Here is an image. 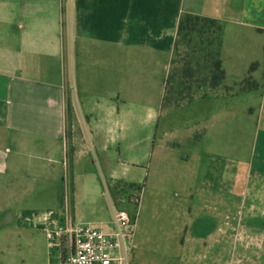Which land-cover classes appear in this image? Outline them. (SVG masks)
Here are the masks:
<instances>
[{"label": "crops", "instance_id": "obj_1", "mask_svg": "<svg viewBox=\"0 0 264 264\" xmlns=\"http://www.w3.org/2000/svg\"><path fill=\"white\" fill-rule=\"evenodd\" d=\"M183 12L219 19L222 51L240 35L258 39L264 52V0H0V212L22 222L31 200L43 202L42 214L59 209L70 166L74 219L77 200L95 194L97 176L113 200L111 217L121 205L112 185L130 183L119 178L122 120L142 118L143 125L156 122L153 142L140 147L141 132L129 126L127 150L146 153L155 175L174 163L177 180L193 184L188 203L170 211L172 224L135 223L129 264H264V240L233 221L234 167L213 157L208 140L204 120L217 118L218 107L183 116L191 121L175 133L158 128ZM244 72L232 84L250 78L242 92L255 96L256 126L264 134L262 59ZM218 89L185 79L173 102H199ZM260 170L255 176L264 182Z\"/></svg>", "mask_w": 264, "mask_h": 264}, {"label": "rangeland", "instance_id": "obj_2", "mask_svg": "<svg viewBox=\"0 0 264 264\" xmlns=\"http://www.w3.org/2000/svg\"><path fill=\"white\" fill-rule=\"evenodd\" d=\"M234 36L232 35L233 38H230V42L226 41L224 51L221 49L220 58L224 78L219 84V89L198 99L199 102H173L179 95L180 86L176 78L172 76V69L164 91L162 115L158 128H168L175 133L178 128L184 126V123L191 121L184 119L183 116H187L188 113L191 116H198L199 113L204 115L211 109V106H213L212 109L218 107V117L210 118L209 115L208 120H204V123L208 130L210 129L208 140L210 141L212 137L213 157L217 154L219 163L228 161L234 167V182L229 181V187L232 186L234 197L232 203L234 204L232 205L233 221L236 226L246 229V232L254 237L255 241L262 242L264 240V230L262 231V225L264 229V182H258L255 173L262 168L264 175V134L258 133L256 126L258 102L255 96L242 92L250 78L246 77L245 80L236 81L237 84L234 85L232 81L242 77L245 73V66L251 71L261 59L264 71V52L263 50L261 52L258 39L255 37ZM177 50L174 67L181 66L185 48L179 46ZM184 58L186 57L184 56ZM184 93L186 94V92ZM122 121L124 134L120 142L119 156L123 163L120 165L119 178L134 183L137 188L122 192V196L119 198L120 201L122 199L119 207L136 216V228L138 229L144 228L148 224L168 226L175 219L170 211L177 207L183 208L188 203L189 196L186 189L193 183L185 179L184 181L177 180L174 163L172 166L168 164L161 175H155L152 163L149 164V157L146 153H142L143 155L137 153L136 156L135 152L127 150L130 142L127 139L128 136L125 135L126 127L137 125L141 133L135 136L136 144L140 147L148 145L150 148L156 122L143 125L146 120L142 118H123ZM146 133H151L148 140H146ZM176 140L173 137L168 141L178 150V146L175 145ZM97 173L100 174L99 168H97ZM249 173L252 175L250 178L248 177ZM160 177L161 179H159ZM263 178L264 176H262ZM81 182L84 184L86 179L82 177ZM96 182L98 187L95 194L84 195L77 200L75 205L76 221L99 224L102 219L107 221L110 218L109 212L110 208L112 209L110 206L113 204V200L112 198L108 199L102 191L98 176ZM221 185L220 183V187ZM137 195L141 196L138 208L128 201L129 198ZM31 201L34 207L29 208L28 211L32 212H28L24 216L42 215L40 205L43 202L40 200ZM230 203L229 201V205ZM14 218L15 216L9 212H0V264H55V256L50 254L46 246L45 233L41 225L38 223L33 225V222L29 221L21 222ZM192 219L196 218L188 217L187 224ZM179 222L178 220L177 223ZM102 227L107 226L103 225ZM235 248L236 252L240 249L238 245ZM158 249H160V253H164L162 251L166 250L163 246ZM255 249L253 246L249 248L251 255L254 254Z\"/></svg>", "mask_w": 264, "mask_h": 264}, {"label": "built area", "instance_id": "obj_3", "mask_svg": "<svg viewBox=\"0 0 264 264\" xmlns=\"http://www.w3.org/2000/svg\"><path fill=\"white\" fill-rule=\"evenodd\" d=\"M128 201L138 208L140 196ZM23 219L41 225L55 264H129L136 216L124 208L114 206L106 229L100 223L79 222L72 215L65 191L59 209Z\"/></svg>", "mask_w": 264, "mask_h": 264}, {"label": "trees", "instance_id": "obj_4", "mask_svg": "<svg viewBox=\"0 0 264 264\" xmlns=\"http://www.w3.org/2000/svg\"><path fill=\"white\" fill-rule=\"evenodd\" d=\"M222 44L223 23L219 19L190 12L181 13L172 58L174 64L178 47L185 48L181 66L174 67L172 72V76L176 78L179 86L181 87L185 83V79L195 81L198 86L206 85L211 88L218 86L224 78L220 58ZM60 188V205L63 202L65 191H67L70 209L72 210V174L70 166H68L65 182ZM135 188L137 186L134 183L117 181L112 185L111 193L121 198L122 192Z\"/></svg>", "mask_w": 264, "mask_h": 264}]
</instances>
